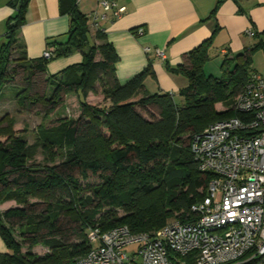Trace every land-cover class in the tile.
Returning <instances> with one entry per match:
<instances>
[{
  "label": "trees",
  "instance_id": "obj_1",
  "mask_svg": "<svg viewBox=\"0 0 264 264\" xmlns=\"http://www.w3.org/2000/svg\"><path fill=\"white\" fill-rule=\"evenodd\" d=\"M28 1L10 2L17 12L0 47V97L8 89L23 109L40 105L42 120L30 140L25 127L13 128L16 121L8 112L0 116V202H14L0 211L6 247L0 264L72 261L89 250L86 233L93 227L104 232L126 225L132 232L151 233L171 218L191 219L190 205L203 198L212 175L198 170L188 140L213 122L240 116L234 97L256 71L251 56L264 48V37L230 58L224 52L217 77L203 71L212 33L182 63L167 65L186 79L184 87L175 94L148 93L144 82L154 78L151 63L118 82L114 46L100 30L93 36L100 43L89 41L87 14L75 0H59L60 10L70 16L66 41H49L47 58H28L16 37ZM75 51L81 54L79 63L47 74L51 59ZM98 87L108 104L86 102ZM68 93L76 94L79 114L48 121ZM89 175L96 179L88 180ZM36 246L45 252L34 251Z\"/></svg>",
  "mask_w": 264,
  "mask_h": 264
},
{
  "label": "built area",
  "instance_id": "obj_2",
  "mask_svg": "<svg viewBox=\"0 0 264 264\" xmlns=\"http://www.w3.org/2000/svg\"><path fill=\"white\" fill-rule=\"evenodd\" d=\"M124 11L115 0H98L88 22L98 28L99 20ZM51 52L46 47L42 56ZM154 53L165 59L163 48ZM233 102L240 116L213 122L188 140L198 170L212 175L203 198L190 205L191 219L169 220L151 233L126 225L89 228V250L62 264H264V74L253 72Z\"/></svg>",
  "mask_w": 264,
  "mask_h": 264
},
{
  "label": "crops",
  "instance_id": "obj_3",
  "mask_svg": "<svg viewBox=\"0 0 264 264\" xmlns=\"http://www.w3.org/2000/svg\"><path fill=\"white\" fill-rule=\"evenodd\" d=\"M11 1L16 0H0V47L8 38L9 18L17 12ZM115 1L124 6L125 11L117 18L99 20L98 28L87 22L89 41L100 43L93 39L94 33L100 30L112 43L119 57L115 73L120 83L151 63L154 78L147 77L144 82L148 93L175 94L184 87L186 79L181 74L170 72L167 65L174 67L182 63L184 55L212 33L210 52L217 51L221 56L227 52L229 58L264 37V0ZM77 7L82 13L89 14L98 7V0H80ZM24 19L16 37L24 44L28 58H40L49 41H66L70 16L60 10L59 0H29ZM138 28L144 30L140 36L135 34ZM248 28L256 35L248 36L245 33ZM144 47H149V51L146 52ZM156 48L165 50V59L155 55ZM80 61L81 54L75 51L69 56L51 59L46 72L54 74ZM85 100L91 105L95 101L108 104V101L104 102L99 87L97 92H89ZM76 101L79 113L77 96ZM8 207V204L0 207V211ZM33 250L38 251L36 247ZM4 251L6 247L0 237V252Z\"/></svg>",
  "mask_w": 264,
  "mask_h": 264
},
{
  "label": "rangeland",
  "instance_id": "obj_4",
  "mask_svg": "<svg viewBox=\"0 0 264 264\" xmlns=\"http://www.w3.org/2000/svg\"><path fill=\"white\" fill-rule=\"evenodd\" d=\"M222 59L223 57L219 54V52L217 51L210 52L209 59L203 65V71L205 72V74H211V75L220 77L222 75V69H221ZM251 64H252V67L255 68L259 73L264 74V48H260L254 51V53L251 56ZM9 86H13V85H9ZM66 95H67V98H65V96L63 97V105L59 106L58 107L59 109H57L56 112L54 111L50 115L49 119H47L48 121L50 119H55V117L58 115L76 117L79 114L78 113V102L76 101V96H74L75 94L68 93ZM95 102H94V105L102 104L101 102H97V101ZM215 106L217 109L219 110L221 109L220 103H216ZM42 109L43 108L40 105H36L30 110L23 109L22 107H20V105H18L14 101L12 92L8 89H5L3 91L2 96L0 97V116L3 113L8 112L10 116L15 118V121H16L13 128L15 130H21L23 127H25L26 131L24 132V135L30 138V140L33 137L34 128L42 120V115H41ZM152 112H156V108H154ZM95 179H96L95 176H90V175L88 176V180L94 181ZM7 204L10 206H13L14 202L13 201L0 202V207L3 208ZM39 208L40 206L36 207L37 210ZM174 219L175 218H171L169 220H174ZM66 222L68 221L66 220ZM65 227L68 228V226H65ZM19 231H20L19 227L17 226L13 227V233L18 240L20 239ZM135 247L136 245L134 244V245L127 246L125 249L130 250ZM22 250H25V249H22ZM36 250H38L37 252L40 254L45 252V248L41 246H36Z\"/></svg>",
  "mask_w": 264,
  "mask_h": 264
}]
</instances>
